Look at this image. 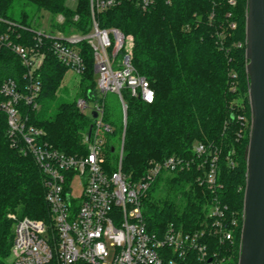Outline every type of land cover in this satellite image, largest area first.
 Returning a JSON list of instances; mask_svg holds the SVG:
<instances>
[{"label":"trees","instance_id":"obj_1","mask_svg":"<svg viewBox=\"0 0 264 264\" xmlns=\"http://www.w3.org/2000/svg\"><path fill=\"white\" fill-rule=\"evenodd\" d=\"M232 1L156 0L147 11L121 3L97 15L100 27H117L130 37L133 64L154 90L151 103L122 91L125 124L121 104L117 111L108 110L104 97L98 96L92 51L86 42L79 44L85 64L79 96L103 101L104 123H117L116 130L123 136L122 172L138 180L151 160L174 156L185 161L182 169L161 171L142 198L146 230L162 235L170 223L185 231L202 228L216 199L227 206V217L238 220L232 242H220L214 235L204 238L217 264L238 261L251 119L245 57L247 0ZM27 7L46 10L53 16L61 14L64 21L59 28L64 33L70 27L82 32L89 29L90 15L84 0L79 9L68 7L65 0H0V16L30 25ZM75 12L79 13L77 21H73ZM68 69L46 51L38 72L40 108L32 110L23 102L20 108L27 123L44 131L48 144L73 155L86 152L83 137L94 123L92 115L81 112L76 100L61 101L53 115L47 114ZM24 72L14 53L0 48V86L8 78L22 86ZM196 143L206 147L201 156L193 151ZM216 150L217 187L212 190L202 182V164ZM162 174L167 175L163 178ZM161 181L165 182L164 196L156 192ZM9 212L40 220L50 217L44 175L32 155H23L11 146L7 117L0 111V264L9 255L13 239ZM185 264L202 263L191 252Z\"/></svg>","mask_w":264,"mask_h":264},{"label":"built area","instance_id":"obj_2","mask_svg":"<svg viewBox=\"0 0 264 264\" xmlns=\"http://www.w3.org/2000/svg\"><path fill=\"white\" fill-rule=\"evenodd\" d=\"M72 9H79L81 0H65ZM156 0H84L87 4L90 25L87 32L69 28V32H56L37 28L0 16V48L10 50L25 68V83L19 86L5 79L0 86V111L7 117V136L11 146L23 155L33 156L44 175L45 200L48 220L28 216L13 220V239L4 264H185L188 253L194 252L202 264H217L214 255L204 242L206 235H214L220 242L233 241V230L238 224L235 217H227V206L214 199L202 228L185 231L170 223L162 235L146 230L142 198L161 171L182 169L185 161L168 157L149 161L146 172L138 180H131L121 170L123 136L116 170L103 165L100 152L104 141L101 131H111L104 123V102L93 100L89 107L84 98L76 100L81 112L90 109L97 116L90 135L83 137L86 152L65 154L44 139V131L27 123L20 103L32 110L40 108L41 81L39 69L46 51L52 52L63 65L78 74L85 70L79 44L86 42L93 57L96 88L101 96L111 92L126 109L122 91L146 103L154 100V90L149 80L133 64L131 39L117 27H100L97 15L121 3H132L142 11L149 10ZM230 2L233 3L232 0ZM79 19L75 12L73 21ZM64 18L56 15V22ZM234 27V24L232 25ZM125 124V123H123ZM114 150V147H113ZM193 151L201 156L206 152L202 143ZM218 152L213 151L202 167V182L215 190ZM187 165V163H186ZM81 187V195H72V184ZM243 217V216H242ZM170 249V253L167 251Z\"/></svg>","mask_w":264,"mask_h":264},{"label":"water","instance_id":"obj_3","mask_svg":"<svg viewBox=\"0 0 264 264\" xmlns=\"http://www.w3.org/2000/svg\"><path fill=\"white\" fill-rule=\"evenodd\" d=\"M245 57L251 119L237 264H264V0H247ZM122 111L126 123V109ZM91 115L97 116L95 112Z\"/></svg>","mask_w":264,"mask_h":264},{"label":"rangeland","instance_id":"obj_4","mask_svg":"<svg viewBox=\"0 0 264 264\" xmlns=\"http://www.w3.org/2000/svg\"><path fill=\"white\" fill-rule=\"evenodd\" d=\"M19 7V5H18ZM20 9V8H19ZM27 10L31 12L30 14V20L33 26L37 28H42L46 31L56 32L57 30H60V24L56 22V16L51 15L46 10H38L36 11L34 8L27 7ZM16 17L19 16V11H17ZM68 28V27H67ZM62 31V30H61ZM67 32H69V29H67ZM80 74L74 72L72 69H68L63 77V80L61 82L58 95L57 97L50 102L49 107L47 108L48 115H53L56 111V106L61 101H73L77 100L78 98H81L79 96V81H80ZM96 78V74H95ZM99 97H104V102L107 105V109L112 110L114 109L117 111L120 101H117L116 94L108 92L105 94V96L99 95ZM89 107L93 105V100L88 99ZM45 107L43 106V109ZM122 108V107H121ZM85 114H90V109L87 108L84 112ZM123 113V111H122ZM111 127V131L100 132V137L104 141V145L102 147V150L100 152V156L103 160V165L110 169V170H116L118 167L119 162V152L122 145V136H120V133L117 129V123H108ZM115 132L113 133V131ZM110 146L114 147V150H110ZM167 174H162L161 177H165ZM72 195L76 198H79L81 195V187L75 182L72 184ZM165 182L161 181V183L158 185V188L156 189V192H160L162 196H164L165 193ZM153 193V192H152ZM155 194V193H154Z\"/></svg>","mask_w":264,"mask_h":264}]
</instances>
